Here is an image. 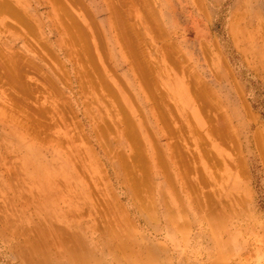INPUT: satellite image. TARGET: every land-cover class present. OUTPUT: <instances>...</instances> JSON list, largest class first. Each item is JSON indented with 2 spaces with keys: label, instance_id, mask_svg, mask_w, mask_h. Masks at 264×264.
Returning a JSON list of instances; mask_svg holds the SVG:
<instances>
[{
  "label": "rangeland",
  "instance_id": "374dc122",
  "mask_svg": "<svg viewBox=\"0 0 264 264\" xmlns=\"http://www.w3.org/2000/svg\"><path fill=\"white\" fill-rule=\"evenodd\" d=\"M7 1L25 24L0 14V66L11 73L14 51L35 62L22 81L41 95L0 79V264H30L22 251L32 264H264V0H112L113 18L108 0ZM161 113L192 131L186 167ZM210 113L231 141L207 135ZM135 147L140 196L125 173ZM33 162L56 174L52 220L69 242L39 218Z\"/></svg>",
  "mask_w": 264,
  "mask_h": 264
},
{
  "label": "bare ground",
  "instance_id": "6f19581e",
  "mask_svg": "<svg viewBox=\"0 0 264 264\" xmlns=\"http://www.w3.org/2000/svg\"><path fill=\"white\" fill-rule=\"evenodd\" d=\"M110 1V2H109ZM112 0H108V4H107V6H108V11L110 12V14H111V17L113 18V17H117L118 16V10H117V4L116 3H113V2H111ZM72 2H74L75 4H78V5H80L81 4V1L80 0H73ZM77 5V6H78ZM62 7V6H61ZM60 7V8H61ZM19 9V8H18ZM65 9V8H64ZM67 9V8H66ZM63 10V9H62ZM67 10H69V9H67ZM7 13V12H9L10 14H12L11 16L13 17V15H14V19H15V17H16V20H19V22H20V24L22 25V22H24L25 21V19H23V15L20 13V11L19 10H17L16 9V7L15 8H13V6L7 1V0H0V14L2 15V13ZM63 12V11H62ZM65 12V11H64ZM68 12V11H67ZM86 12V11H85ZM9 14V15H10ZM24 14V13H23ZM68 14V13H67ZM70 14V13H69ZM88 14V13H87ZM71 15V14H70ZM73 16V15H72ZM69 17V16H68ZM71 17V16H70ZM67 18V17H66ZM63 20V19H62ZM66 20V19H65ZM69 20H71L72 22H73V20L72 19H69ZM69 20L68 21H66V22H69ZM71 21L69 22V25H71L72 23H71ZM6 22V21H5ZM26 22H28V21H26ZM18 23V22H17ZM29 23V22H28ZM71 23V24H70ZM7 24V23H6ZM25 24V22L23 23V25ZM74 24H77V23H74ZM9 25V24H8ZM17 25V24H16ZM31 25V24H30ZM67 25V24H66ZM65 25V26H66ZM69 25H67V26H69ZM57 26V25H56ZM6 27V26H5ZM19 27V26H18ZM71 27V26H70ZM20 28V27H19ZM68 29V28H67ZM73 29V28H72ZM119 29V28H118ZM84 34V33H83ZM85 35V34H84ZM71 36V35H70ZM81 37H83V35H81ZM126 38V37H125ZM125 38H124V42L126 41L127 42V38H126V40H125ZM78 40H80V38H77ZM82 39V38H81ZM66 41H68V38L66 39ZM131 41V40H130ZM86 42V41H85ZM132 42H133V39H132ZM65 43V42H64ZM68 43H70V42H68ZM77 43V42H76ZM80 44V43H79ZM126 44V43H125ZM127 44H129L128 42H127ZM133 44V43H132ZM129 45H131V43L129 44ZM134 45V44H133ZM84 46V45H83ZM69 47H70V44H69ZM87 47H88V45H87ZM135 47V46H134ZM65 48H66V44H65ZM85 48V47H84ZM48 49H49V46H48ZM70 49V48H69ZM78 51H80V50H78ZM71 52H73V50L71 51ZM4 56V55H3ZM7 56V57H6ZM5 56V60H7V62L9 61V62H11V69H12V67H13V70H11V73L9 72L10 71V68H8L9 69V71H8V69H5L6 68V66L4 67V65H3V67H2V71H1V73H0V79H2L3 80V78H5L6 79V81L8 82V79H9V81L12 83L13 81L15 82V80L16 81H18L19 83H20V86H21V88H19V89H21V93H23L24 95L26 94L27 96H29L30 98L31 97H33V95L34 94H37V92L39 93V89L41 88L38 84H35V85H33V84H31V83H27V82H23L22 81V79L24 80V76H25V73H24V71L26 70V66H28L29 64H30V66L32 67V68H34V69H36V67H35V65H34V63L33 62H29V63H25V62H23L22 60H21V58H23V56L21 57V58H17V59H15L14 57L16 56V53H15V51L14 52H12V54L11 55H6ZM17 56H18V54H17ZM8 62V63H9ZM28 62V61H27ZM1 63V62H0ZM33 63V64H32ZM1 65V66H2ZM37 65V64H36ZM1 66H0V69H1ZM29 66V67H30ZM32 68H30L29 70H31ZM5 69V70H4ZM28 69V68H27ZM29 70H28V72H29ZM10 73V75H12L13 76V74H15L13 77H14V79H12V77H10L9 76V73ZM14 71V73H12ZM34 72H35V70H33ZM138 71H139V69H138ZM142 74L143 73H141L140 75L142 76ZM143 76H145V75H143ZM11 78V79H10ZM27 78V77H26ZM13 80V81H12ZM25 81V80H24ZM28 81V80H27ZM0 82H2L1 80H0ZM31 82V81H30ZM6 83V82H5ZM5 83L3 84V85H5ZM10 83V84H11ZM18 83V84H19ZM32 83H34V82H32ZM8 84H9V82H8ZM7 83H6V85H8ZM16 84H17V82L16 83H13V86H15L16 87ZM40 84H41V82H40ZM0 85H1V83H0ZM2 86V85H1ZM9 87V86H8ZM13 88V87H12ZM9 89V88H8ZM11 89V88H10ZM14 89H17V88H14ZM149 89V88H148ZM42 90V89H41ZM48 90V89H47ZM54 90V89H53ZM16 92H17V90H16ZM193 93H194V95L196 96V97H199V98H203V96H206L207 95V91H205V89H193ZM22 94V95H23ZM40 94V93H39ZM39 94H37L38 96H39ZM41 95V94H40ZM34 98H37V97H34ZM35 100V99H34ZM17 101H19L18 99H17ZM36 101V100H35ZM21 102V101H20ZM154 103V102H153ZM204 105H205V103H204ZM28 107L29 108H27V109H29V112H32L33 110L34 111H36L38 114H40L41 116H42V112H43V110H45L46 108L44 107V106H40V105H38V106H35L34 108H31V106H29L28 105ZM205 107H203L202 106V109H204ZM8 109V108H7ZM6 109V110H7ZM206 109V108H205ZM10 111V110H9ZM11 112H14L13 110L11 111ZM51 112V111H50ZM49 112V113H50ZM204 112H209V110H204ZM10 113V112H9ZM7 114V113H6ZM14 114V113H13ZM15 115V114H14ZM162 115V116H161ZM161 117H160V120H161V122L163 123V125H165V128H166V130H165V133H166V135H165V137L167 138V140H168V143H169V147H170V149H171V153H172V155L174 154V155H176L175 156V158H177L178 159V161L182 164V166H184V167H186V164H187V160L185 159V157H189L190 159H192L191 157H193V156H190L188 153L187 154H184L182 151H181V149H180V146L181 145H179L178 143V141H185V134H191L192 133V131H185V129H182L181 127H177V128H174L173 126V128L171 127V128H169L168 129V127H169V121H168V119H166V117L165 116H163V114L161 113ZM165 115V114H164ZM205 115V114H204ZM210 115H212V116H207V119H206V121H208V129H207V135L208 136H214V137H217V138H219V139H222L224 142H227L228 143V141L231 139V135H230V131H228L227 132V125L225 124V123H223V121L224 120H222V119H218L217 118V120H215V119H213L212 117H215L212 113H210ZM11 116H13V115H11ZM205 117V116H204ZM13 118V117H12ZM16 118H18V117H16ZM169 118V117H168ZM220 118V117H219ZM21 120V119H20ZM19 120V121H20ZM17 121V120H16ZM22 121L23 120H21V122H19V123H22ZM31 121V120H30ZM218 121H220V122H218ZM19 123L17 124V125H19ZM31 123H33V121L31 122ZM35 123V122H34ZM33 123V124H34ZM37 123V126L34 124L33 126L34 127H31L32 126V124H30V127H28V130H31V131H34L33 130V128H35V131H36V127L38 128L37 130H39V127L41 128L42 126L44 127L45 125H43L44 124V122L41 124V123H39V122H36ZM25 125H26V123H24ZM22 125V124H20V125H22V126H25V125ZM46 124V123H45ZM19 125V126H20ZM38 125H39V127H38ZM41 125V126H40ZM64 125H66V124H64ZM29 126V125H28ZM36 126V127H35ZM50 127V125H47V127ZM48 127V128H49ZM66 127H67V125H66ZM31 128V129H30ZM48 128H47V130H48ZM42 130V129H41ZM46 130V131H47ZM27 131V130H26ZM44 131V130H43ZM128 131V130H127ZM131 131V130H130ZM67 133V132H66ZM164 133V134H165ZM258 135V133L256 134V136ZM68 137V136H67ZM70 139V138H69ZM68 139V140H69ZM202 139V138H201ZM55 140H56V138H55ZM58 141H59V138L57 139ZM64 140V139H63ZM60 141H62V139L60 140ZM65 141V140H64ZM63 141V142H64ZM70 141V140H69ZM231 141V140H230ZM133 142H134V140H133ZM136 142V141H135ZM181 142V143H182ZM57 143V142H56ZM61 142H59V143H57L58 145L60 144ZM65 143V142H64ZM202 144V143H201ZM182 147V146H181ZM203 149V148H202ZM204 150V149H203ZM191 155H193L192 153H191V151H188ZM140 153L141 152H138V150H136V147H135V153L133 154V159H132V161L134 160V162H136V164H139V163H141L140 161H139V163H138V160L140 159L141 160V156H140ZM156 162H160L161 163V159H162V157H161V153H160V151L158 150V152H157V150H156ZM204 155L209 159H212L213 158V156H211V155H209V151L208 150H204ZM75 156H77V155H75ZM75 158V157H74ZM77 158V157H76ZM70 159H72V154L70 155ZM78 161L77 162H79V158L77 159ZM73 161H74V159H73ZM132 161H130V162H132ZM76 162V163H77ZM79 164V163H78ZM135 164V165H136ZM81 165V164H80ZM134 165V163H130L129 165H127L126 164V167H128V169L129 170H125V173L127 172L128 173V171H129V174H127V176H128V179L132 182V186H131V191L134 193V195H136V196H140L141 195V192H142V190L140 189V186L141 185H143L145 182H147L148 181V178L147 177H145V175H147L148 173L146 172V170H147V168H146V166L145 165H143L142 166V164H139L138 166H135ZM140 166V169H142L141 170V172H142V174L143 175H140V174H137V172L136 171H138V167ZM142 166V167H141ZM123 167H125V164L123 165ZM83 168V167H82ZM146 168V169H145ZM62 169H64L63 167H62ZM137 169V170H136ZM122 170V169H121ZM149 170H151L150 169V166H149ZM24 175L26 176L25 178H27L29 181H30V183L35 187H33V186H31V189H32V192L33 193H37V196H42V197H44L45 198V200L40 204L39 203V206H37L36 207V209L38 210V214H40V215H42L43 217H40L39 216V218H44L46 221H48V224H49V232L54 236V238L53 239H55L56 240V232L58 233V236L60 235L59 233H61L62 231H60V232H58L60 229L62 230V228L61 227H58V226H55V225H57L53 220H52V218H53V215L56 213V202H55V199H56V189H55V186H54V183H55V177H56V174L53 172V171H49L48 169L47 170H45L44 172H42V170H41V168L38 166V164H35L34 162H33V164H31V166L29 167V168H24ZM124 171V169L122 170V172ZM144 171V172H143ZM150 172V171H149ZM118 173V172H117ZM147 173V174H146ZM151 173V172H150ZM149 173V175H151ZM164 173V172H163ZM14 172L12 173V175H11V173H6L5 175H7L6 176V178H8V180H9V177L11 178V176H13V178H14ZM16 174V173H15ZM60 174H62V173H60ZM4 175V176H5ZM66 174L65 173H63V176H65ZM118 175H119V173H118ZM164 175L165 176H169L168 175V173L167 172H165L164 173ZM120 177V176H119ZM166 178V177H165ZM58 182V181H57ZM62 182V181H61ZM59 183V184H62V183ZM17 185H18V183H17ZM63 187L65 186L64 184L62 185ZM17 187H19V186H17ZM61 187V186H60ZM20 188V187H19ZM33 188H34V190H33ZM61 192H62V190H60ZM67 191V190H66ZM65 191V192H66ZM61 192H60V194H61ZM65 192H63V193H65ZM63 193H62V195H63ZM15 196V195H14ZM8 197V196H7ZM37 199H39V197L37 198ZM15 200V197H13V198H11V201H14ZM67 212H69V211H67ZM68 215H70L69 213H68ZM2 229H0V231H1ZM6 230V229H5ZM2 234V233H1ZM62 234L64 235V236H62V242H64V241H67V242H69V241H71L69 238V236H67L66 235V233H65V231L63 230V232H62ZM61 237V236H60ZM69 240V241H68ZM65 243V242H64ZM69 251V250H68ZM74 254V257H76V256H78V255H76L75 256V253H73ZM73 254H72V256H73ZM19 255L20 256H22L23 258H25L26 259V261H30V264H32V258H29V256L27 255V253L26 252H19ZM82 255H85V254H83L82 253ZM80 256V257H79ZM79 258H81V255L79 254ZM86 256V255H85ZM84 258V257H83ZM74 259H77V258H74ZM73 259V260H74ZM80 261H81V259H80ZM79 261V262H80ZM84 260H82V262H83ZM34 263V262H33ZM27 264H28V262H27ZM84 264V263H83Z\"/></svg>",
  "mask_w": 264,
  "mask_h": 264
}]
</instances>
